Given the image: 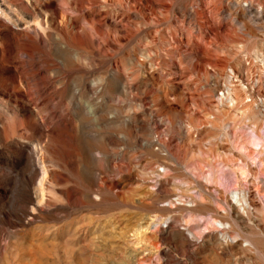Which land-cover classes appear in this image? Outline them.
Returning <instances> with one entry per match:
<instances>
[{
	"label": "rangeland",
	"instance_id": "rangeland-1",
	"mask_svg": "<svg viewBox=\"0 0 264 264\" xmlns=\"http://www.w3.org/2000/svg\"><path fill=\"white\" fill-rule=\"evenodd\" d=\"M0 264H264V0H0Z\"/></svg>",
	"mask_w": 264,
	"mask_h": 264
},
{
	"label": "bare ground",
	"instance_id": "bare-ground-1",
	"mask_svg": "<svg viewBox=\"0 0 264 264\" xmlns=\"http://www.w3.org/2000/svg\"><path fill=\"white\" fill-rule=\"evenodd\" d=\"M2 12V11H1ZM234 170V169H233ZM243 172V171H242ZM41 174V173H40ZM40 190H38V192H39ZM39 194V193H38ZM243 210H244V208H243Z\"/></svg>",
	"mask_w": 264,
	"mask_h": 264
}]
</instances>
